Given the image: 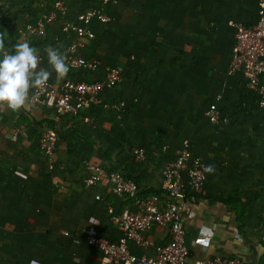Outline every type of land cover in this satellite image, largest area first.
<instances>
[{
  "label": "crops",
  "instance_id": "crops-1",
  "mask_svg": "<svg viewBox=\"0 0 264 264\" xmlns=\"http://www.w3.org/2000/svg\"><path fill=\"white\" fill-rule=\"evenodd\" d=\"M53 1L0 0L3 32L8 34L6 51L26 40L39 53L45 46L66 52V42L54 41L58 23L49 26L45 37L23 35L24 25L39 15L38 4ZM63 1L72 13L94 5L89 0ZM196 1L125 0L124 8L118 10L117 0L108 7L114 27L95 23L93 29L102 38L98 45L88 44L83 53L121 65L123 75L113 89L103 93L99 107L59 121L53 120L51 108L40 104L19 115L0 112V264H98L100 253L84 242L74 244L72 238L94 233L117 239L120 231L110 221L107 208L119 210L128 202L111 192L107 179L86 185L89 171L84 162L129 175L145 194L160 192L162 170L184 139H175L176 132L184 129L195 135L216 94L222 96L224 112L227 106L233 108L230 98L239 92L240 82L236 75L226 73L233 42L226 21L253 23L256 4L253 8L248 0H221L213 5L220 8L217 11L210 1L201 9L202 3L198 4L196 10L191 4ZM40 66L47 68V59ZM50 80L57 82L54 77ZM119 101L123 106L113 110L110 104ZM47 127L58 135L51 158L40 146ZM191 142L194 152H206ZM200 142L201 147H209L205 138ZM163 145L170 149L162 152ZM139 147L145 150L142 160L134 155ZM209 159L214 172L208 174L204 190L191 204L185 224L186 264L214 256L264 264L262 228L244 219L239 229L233 205L225 200L241 191L239 183L225 169V159ZM245 204L246 208L249 202ZM204 228L212 230L207 246L201 243L206 238L201 233ZM144 236L153 244L131 245V249L137 255L154 256L168 242V229L156 225Z\"/></svg>",
  "mask_w": 264,
  "mask_h": 264
},
{
  "label": "built area",
  "instance_id": "built-area-1",
  "mask_svg": "<svg viewBox=\"0 0 264 264\" xmlns=\"http://www.w3.org/2000/svg\"><path fill=\"white\" fill-rule=\"evenodd\" d=\"M94 6L72 13L63 0H54L51 4L40 2L39 15L23 27V35L32 34L45 37L49 26L58 23L59 32L54 41L65 43L68 73L81 72L92 75L91 78H65L60 82L49 80L40 93L36 104L53 110V120L62 117L79 116L102 104V95L113 89L122 79L121 65L104 63L93 54H84V49L96 38L93 29L95 23L107 25L112 19L107 7L114 0H91ZM232 29L233 45L231 57L226 68L229 76L240 73L244 77L246 90L252 93L255 103L264 109V0H257L256 17L253 23L245 24L233 19L227 20ZM41 62L47 59L46 53H39ZM221 94H216L205 109L204 115L212 124H225L227 118L220 110ZM105 105V104H104ZM113 110H119L123 102L111 103ZM88 121V117L83 118ZM58 135L54 128L47 127L41 133L40 146L44 154L51 158ZM163 145L161 151L169 150ZM138 160L145 156L143 147L134 150ZM89 171L85 182L94 186L102 179L110 183L111 192L118 198L126 199L127 204L119 210L113 206L107 208L110 221L118 228L120 235L109 240L94 233L83 238L73 237L76 245L84 242L88 247L100 253L98 264H186L188 248L186 246L185 224L192 212L191 204L202 193L208 180L205 168L209 163L201 153L194 152L190 140L182 139L175 149V157L163 168L160 192L143 193L138 183L125 178L118 172L108 171L91 162H84ZM96 199L99 196H95ZM167 227L168 242L157 248L154 256L137 255L131 245L148 247L152 241L144 236L154 226ZM62 234L69 236L67 231ZM194 264H242L236 258L214 256L197 260Z\"/></svg>",
  "mask_w": 264,
  "mask_h": 264
},
{
  "label": "rangeland",
  "instance_id": "rangeland-1",
  "mask_svg": "<svg viewBox=\"0 0 264 264\" xmlns=\"http://www.w3.org/2000/svg\"><path fill=\"white\" fill-rule=\"evenodd\" d=\"M210 1L213 6L216 1L221 0H197L191 4L198 10V4L202 3L201 9L204 4L210 5ZM116 2L117 0H114L113 4ZM248 3L255 7V0H248ZM213 9L220 10L214 6ZM111 22L107 24L108 27H114V22ZM238 91L236 96L230 98L231 102L234 100L230 106L233 108L230 110L227 106L225 112L222 108L227 118L225 124H212L201 114L203 117L199 121L202 125L195 135L191 134L192 131L189 133L182 129L176 132L177 136L173 132L172 137L191 139L198 149L206 150L204 153L202 150L198 151L209 165V157L216 162L225 159L221 160L225 169L230 172V176L234 175L239 183L238 189L241 191L237 189L238 193H243L244 203L249 202L245 208L244 219H248L249 224L253 223L252 226L262 228L264 233V109L256 105L254 98L248 96L240 83ZM226 100L230 101L229 98ZM202 138L209 143L208 148L200 146Z\"/></svg>",
  "mask_w": 264,
  "mask_h": 264
},
{
  "label": "clouds",
  "instance_id": "clouds-1",
  "mask_svg": "<svg viewBox=\"0 0 264 264\" xmlns=\"http://www.w3.org/2000/svg\"><path fill=\"white\" fill-rule=\"evenodd\" d=\"M7 32H0V112L8 111L19 115L21 110H30L36 106L40 93L53 77L57 82L66 78L69 72L66 53L60 48L45 46L48 67H41V57L37 48L28 41L17 43L10 51L5 50ZM208 173L214 167L205 168ZM201 240L205 246L210 243L212 230H201Z\"/></svg>",
  "mask_w": 264,
  "mask_h": 264
},
{
  "label": "trees",
  "instance_id": "trees-1",
  "mask_svg": "<svg viewBox=\"0 0 264 264\" xmlns=\"http://www.w3.org/2000/svg\"><path fill=\"white\" fill-rule=\"evenodd\" d=\"M89 1H91V0H89ZM256 2V6H257V0L255 1ZM125 3H127V2H125V0H120V3H118V10H119V8L122 6L123 8H124V5H125ZM112 5V4H111ZM111 5H109L108 7H110ZM94 6V5H93ZM120 6V7H119ZM141 6V5H140ZM92 7V6H91ZM107 7V13L111 16V10H108L109 8ZM111 19H112V17H111ZM234 20V19H233ZM245 24H247V23H245ZM226 26L228 27V25H227V21H226ZM4 27H5V25H4V21L3 20H1L0 19V32H3V29H4ZM228 28H230V27H228ZM231 29V28H230ZM232 30V29H231ZM96 33V32H95ZM102 37H100L99 36V34L98 33H96V38H95V40L92 42L93 44H99V42H100V39H101ZM232 45H233V42H232ZM231 51H232V46H231V50H230V57H231ZM230 57H229V60H230ZM229 60H228V63H229ZM46 61V60H45ZM44 61V62H45ZM43 63V62H42ZM108 64V63H107ZM113 65V64H112ZM228 65V64H227ZM229 76V75H228ZM82 77H85V74H83V73H81V72H77V73H71L70 74V78H82ZM236 77H237V81L238 82H240L241 83V86H242V88L248 93V96L249 97H252L253 98V95H252V93H250L248 90H246V88H245V86H244V83H245V81H244V77H243V75L242 74H240V73H237L236 74ZM220 108V110L222 111V108H221V106L219 107ZM125 178H129V175H127V174H125V175H123ZM133 180H136V179H133ZM242 195H243V193L241 194V193H237L236 195H234L233 197H230V198H227V199H225L226 200V202H229L230 204H232L233 206V208L234 209H232V210H234V212H235V215H236V220L238 221V222H240V225H239V229H241L244 225H245V222H244V218H245V203H244V198H242ZM244 196V195H243ZM225 202V203H226Z\"/></svg>",
  "mask_w": 264,
  "mask_h": 264
}]
</instances>
